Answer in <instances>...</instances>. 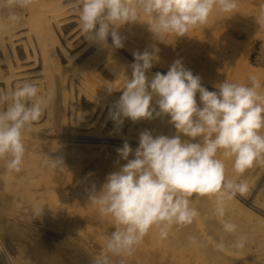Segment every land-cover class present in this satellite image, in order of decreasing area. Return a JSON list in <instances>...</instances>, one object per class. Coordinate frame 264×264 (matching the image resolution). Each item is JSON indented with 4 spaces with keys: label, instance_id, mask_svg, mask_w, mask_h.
<instances>
[{
    "label": "rangeland",
    "instance_id": "374dc122",
    "mask_svg": "<svg viewBox=\"0 0 264 264\" xmlns=\"http://www.w3.org/2000/svg\"><path fill=\"white\" fill-rule=\"evenodd\" d=\"M237 3L232 13L214 8L205 25L185 36L166 34L161 40L141 13L140 22L118 29L124 46L114 48L110 35L107 47L82 37L77 0H32L27 7L0 0V91L11 93L27 81L47 100L40 120L23 133L21 171L8 172L0 160V250L11 264H92L105 251L104 237L115 224L100 216L89 194L93 186L101 191L107 175L127 163L117 149L127 142L134 159L145 130L153 137L191 140L167 115L136 122L125 118L120 125L110 118L131 78L134 52L158 49L149 79L181 60L209 91H218L215 86L225 80L251 87L249 77L255 75L257 91L264 94V0ZM13 13L15 23L9 19ZM156 99L152 106L158 111ZM196 99L202 106L199 93ZM56 158L63 170L53 168ZM216 158L225 164L226 179L245 181L249 192L229 201L223 218L215 214V196L194 195L191 206L198 215L191 224L174 225L166 239L150 229L132 255L109 254L112 264H264V162L238 175L234 158L223 150ZM222 220L238 225L237 232H225ZM241 235L247 242L236 248Z\"/></svg>",
    "mask_w": 264,
    "mask_h": 264
},
{
    "label": "clouds",
    "instance_id": "9594fccd",
    "mask_svg": "<svg viewBox=\"0 0 264 264\" xmlns=\"http://www.w3.org/2000/svg\"><path fill=\"white\" fill-rule=\"evenodd\" d=\"M32 0H7L8 5L27 7ZM82 37L93 43L122 48L118 29L128 23L140 22L141 13L149 18V30L161 40L166 34L185 36L192 28L205 25L214 8L232 13L237 0H77ZM9 19L15 23L13 13ZM264 20V5H261ZM153 52H134L132 75L127 79L122 95L115 102L110 118L123 124L167 115L180 135L153 137L149 130L140 133L134 159L133 149L125 142L117 153L126 164L107 175L102 189L89 194L102 218L110 217L115 230L105 235V251L92 264H112L110 255H132L136 246L152 228L160 239H166L175 226L191 224L198 215L191 206V197L215 196V214L223 218L227 204L238 194L249 192L245 181L226 179L225 164L216 158L217 152L234 158L238 175L264 162V94L255 75L249 77L251 87L227 80L209 91L201 78L176 60L167 73L156 72L151 79L146 73L156 60ZM108 92L112 87H106ZM202 106H198L196 95ZM156 97V107L152 101ZM7 108L3 109V105ZM47 100L37 85L24 82L11 93L0 91V160L8 172H19L24 162V131L40 120ZM53 168L63 170L60 158L52 159ZM40 211L34 215L39 216ZM225 232H237L238 225L223 221ZM196 243L194 237L190 238ZM247 237L241 235L235 244L243 248ZM223 249L224 244L217 245Z\"/></svg>",
    "mask_w": 264,
    "mask_h": 264
},
{
    "label": "bare ground",
    "instance_id": "6f19581e",
    "mask_svg": "<svg viewBox=\"0 0 264 264\" xmlns=\"http://www.w3.org/2000/svg\"><path fill=\"white\" fill-rule=\"evenodd\" d=\"M40 242V241H39ZM46 243V242H45ZM58 243V242H57ZM56 243V244H57ZM44 244V243H43ZM48 244V243H47ZM59 244V243H58ZM54 250V249H53ZM57 250V249H56ZM84 261V260H83ZM86 262V260H85ZM0 264H11L10 260L5 256L4 252L0 250Z\"/></svg>",
    "mask_w": 264,
    "mask_h": 264
}]
</instances>
